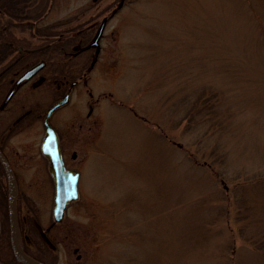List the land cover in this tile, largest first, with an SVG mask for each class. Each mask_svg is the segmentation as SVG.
<instances>
[{
    "label": "rangeland",
    "instance_id": "1",
    "mask_svg": "<svg viewBox=\"0 0 264 264\" xmlns=\"http://www.w3.org/2000/svg\"><path fill=\"white\" fill-rule=\"evenodd\" d=\"M114 14L89 80L52 118L80 171L52 245L35 227L54 193L41 124L0 116L23 247L46 264H264V0H126ZM41 88L25 109L47 104Z\"/></svg>",
    "mask_w": 264,
    "mask_h": 264
},
{
    "label": "flooded vegetation",
    "instance_id": "2",
    "mask_svg": "<svg viewBox=\"0 0 264 264\" xmlns=\"http://www.w3.org/2000/svg\"><path fill=\"white\" fill-rule=\"evenodd\" d=\"M125 1L116 0L112 10L109 9L106 14H101L105 9L100 7L97 10L99 13L93 14L90 11L94 5L80 0L78 2L76 0H0V116L7 113L19 121L23 117V112L30 113L41 124L43 134L46 121L58 136L63 157L61 136L52 122L53 115L70 102L71 92L76 86L80 83L86 85L90 78V70L94 69L98 62L103 29ZM93 2L99 4V0ZM102 23V33L95 41ZM29 71L30 74L26 76ZM37 86H41L43 88L41 90L47 94V99L43 100L47 104L43 106L40 102L37 103L34 108H42L40 111L33 108L25 109L23 95L31 92L32 88L35 90ZM66 95L67 100L61 102ZM54 105L56 107L47 115ZM13 126H16L14 121L11 124V127ZM4 140L2 128L0 152L5 157L17 183L18 173L16 176ZM74 155L73 153L72 156ZM43 157L48 168V160L44 155ZM64 164L67 168H72L66 162ZM7 183V175L0 162V249L7 248L10 253L9 257L0 255V264H26L14 257L12 252ZM15 196V232L19 234V214L24 194L21 193L18 185ZM78 198L79 194L70 203ZM5 214L9 218L8 236L4 229ZM56 223L58 222H54L52 217V221L45 228L38 223L35 225L39 234L43 236L42 239L44 238L40 242L42 245H52L48 232ZM23 240L20 235V247L32 258L31 264H46L45 259L38 255L36 247L33 253L26 251L27 247H23L26 243Z\"/></svg>",
    "mask_w": 264,
    "mask_h": 264
},
{
    "label": "water",
    "instance_id": "3",
    "mask_svg": "<svg viewBox=\"0 0 264 264\" xmlns=\"http://www.w3.org/2000/svg\"><path fill=\"white\" fill-rule=\"evenodd\" d=\"M103 23L98 31L97 41L101 31ZM30 74V71L26 76ZM67 96H65L61 102H65ZM58 105V103L56 104ZM54 105L47 113L56 106ZM45 134L41 143V150L49 161V171L55 183V195H54V206H53V217L55 221H60L63 217V212L65 206L72 200L77 198V179L78 171L73 169H67L64 166L61 149L59 146L57 135L54 129L47 124L45 121ZM0 162L4 167L7 175L8 184L10 188V199H9V209H10V237H11V247L14 256L25 262L26 264H31L32 258L25 254L18 246L17 239L14 237V228L16 227V217H15V194H16V183L13 173L8 166L4 156L0 152Z\"/></svg>",
    "mask_w": 264,
    "mask_h": 264
},
{
    "label": "trees",
    "instance_id": "4",
    "mask_svg": "<svg viewBox=\"0 0 264 264\" xmlns=\"http://www.w3.org/2000/svg\"><path fill=\"white\" fill-rule=\"evenodd\" d=\"M26 250H27V252H29V253H33V251H32V250L30 251L28 248H27Z\"/></svg>",
    "mask_w": 264,
    "mask_h": 264
}]
</instances>
